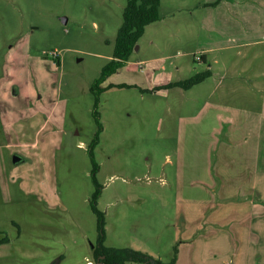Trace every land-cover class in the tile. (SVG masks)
Returning <instances> with one entry per match:
<instances>
[{"label":"rangeland","instance_id":"obj_1","mask_svg":"<svg viewBox=\"0 0 264 264\" xmlns=\"http://www.w3.org/2000/svg\"><path fill=\"white\" fill-rule=\"evenodd\" d=\"M127 1L0 0V264H97L93 156L107 246L175 264L264 259V131L217 124L215 111L223 101L254 109L247 103L260 95L242 78L223 87L233 75L222 65L187 89H140L209 69L194 61L203 36L218 34L200 28L203 0L173 14L163 0V20L147 25L130 65L101 84L139 87L103 90L96 141L91 86L113 56ZM225 51L234 62L236 49L215 53ZM154 63L164 72H151ZM15 155L25 161L13 164Z\"/></svg>","mask_w":264,"mask_h":264},{"label":"crops","instance_id":"obj_2","mask_svg":"<svg viewBox=\"0 0 264 264\" xmlns=\"http://www.w3.org/2000/svg\"><path fill=\"white\" fill-rule=\"evenodd\" d=\"M192 1L193 0H167L168 14H173L174 9L182 8L183 5H187ZM162 4L163 0H161V5ZM171 5L173 6L170 7V9L169 6ZM201 5L203 6L205 16L200 28H202L203 30V26L207 24V27L209 28V31L211 33H213V30L210 29V27L216 28L218 34L217 38H214L210 35L203 36V41L198 44V47H200V51L198 53L202 55V58L196 59L194 57V61H203L205 63H208V68L210 70L215 65L224 66L225 69H218H221L222 72L226 71L230 73L231 75H233V77L227 76V79L225 78L222 83L223 87L231 83L235 84L236 80L242 78L243 80H245L248 90H251L248 91V95L254 94L255 92L260 95V99H252L247 103V105L254 107V109L247 106H244L241 109L237 105H231L229 102L223 101L219 107L215 108L218 117L217 124L233 123V126H238V128L241 125L244 128L256 127L258 129H263L262 131H264V0H203V3ZM191 6L194 5L191 4ZM162 12L163 11L161 7V13ZM163 18L164 15H161V20H159L162 21ZM215 23L218 24V27H216ZM169 35H171V33ZM173 35L174 37H178L181 39L182 36H184V32H173ZM219 36L224 37V40H219ZM170 40L171 37L168 39V45L171 44ZM254 45L258 47H255L253 51L247 50V48H250ZM229 49H236L238 52L237 54L232 55L233 57H235V61L232 63L229 61V57H226L227 55H229L228 51L221 52L220 54L215 53V51L217 50ZM209 53L212 55L211 57L214 63L210 61ZM183 56L184 54L181 53L180 56H177V59H181L183 58ZM166 58V55L160 54L150 59L143 60V62H162ZM130 62L131 61L129 60L126 65L120 70H123L127 66H129ZM185 64V59L177 60L175 69L177 71L182 70L186 66ZM256 65H258L257 69H255ZM164 68L165 66L163 64L161 66H158L156 65V63H154L151 72L158 74L159 71L164 72ZM148 72L145 71L142 75L146 77V75H148ZM111 76H109L107 80H109ZM178 80L182 79L174 78L170 79V81L168 82ZM225 81L226 84L224 83ZM161 84L164 83H160L158 85ZM171 88L172 87L167 89L170 91ZM212 94L219 96V93L216 89H212L209 96L212 97ZM210 103L211 101H207L205 106L208 107L207 105H209ZM250 122L252 124H250ZM263 161L264 159L262 160V162ZM14 163L15 162H13V164ZM258 167H260V165H258ZM250 264H264V259L261 258L255 260Z\"/></svg>","mask_w":264,"mask_h":264},{"label":"trees","instance_id":"obj_3","mask_svg":"<svg viewBox=\"0 0 264 264\" xmlns=\"http://www.w3.org/2000/svg\"><path fill=\"white\" fill-rule=\"evenodd\" d=\"M161 18V0H128L123 12V23L118 31L112 58L104 65L101 74L97 77L91 86V91L95 94V117L99 123V130L96 135V141H99L102 124L99 120L98 104L100 95L107 87H139L136 83H110L106 87L102 86L109 76L124 67L130 60L135 46L140 38L145 33L147 25L158 21ZM212 71L207 69L202 72H197L184 80L167 82L157 85L154 88L140 87L142 91H153L155 89L170 88L174 86H181L183 88H190L211 75ZM93 155V151H92ZM93 177L96 183V189L91 198V207L97 215L98 228L100 231L98 244L93 250L94 260L97 264H127L130 260L142 261L144 264H175L176 257L171 261L166 262L162 259L155 258L148 252L138 250L130 247H114L105 244V214L98 207V198L101 194V186L97 180L98 163L93 156ZM5 239H8L5 238ZM103 256V257H102Z\"/></svg>","mask_w":264,"mask_h":264},{"label":"water","instance_id":"obj_4","mask_svg":"<svg viewBox=\"0 0 264 264\" xmlns=\"http://www.w3.org/2000/svg\"><path fill=\"white\" fill-rule=\"evenodd\" d=\"M62 20H63L64 22H66V21H67V18H66V17H63ZM136 48H137V46H136ZM21 160H23L22 157H20V156H18V155H15V156H14V162H15V163H18V162L21 161Z\"/></svg>","mask_w":264,"mask_h":264},{"label":"built area","instance_id":"obj_5","mask_svg":"<svg viewBox=\"0 0 264 264\" xmlns=\"http://www.w3.org/2000/svg\"><path fill=\"white\" fill-rule=\"evenodd\" d=\"M195 58H196V59H201V58H202V55H201L200 53H196V54H195Z\"/></svg>","mask_w":264,"mask_h":264},{"label":"flooded vegetation","instance_id":"obj_6","mask_svg":"<svg viewBox=\"0 0 264 264\" xmlns=\"http://www.w3.org/2000/svg\"><path fill=\"white\" fill-rule=\"evenodd\" d=\"M96 246V245H95ZM95 246L93 247V250L95 248ZM103 257V256H102ZM93 259H94V255H93ZM88 264H94V261L88 260Z\"/></svg>","mask_w":264,"mask_h":264}]
</instances>
